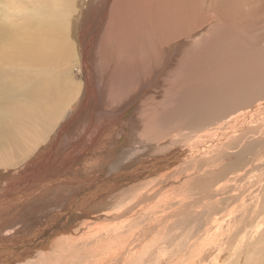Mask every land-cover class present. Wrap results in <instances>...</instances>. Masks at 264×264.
<instances>
[{"label":"bare ground","instance_id":"6f19581e","mask_svg":"<svg viewBox=\"0 0 264 264\" xmlns=\"http://www.w3.org/2000/svg\"><path fill=\"white\" fill-rule=\"evenodd\" d=\"M228 1L225 0L224 3ZM193 2L194 0H0L1 233V230L8 228L13 231L10 227L14 223L7 224L6 222L9 220L18 221L19 214H21L19 209L23 210L20 206L24 202H30L31 205L35 203L38 206L40 203L38 201L44 199L43 204L45 206L40 209L45 208L48 210L50 205L46 204L47 200L65 191L61 188H59L61 190L57 191L56 188L53 189L51 186L55 179L52 176L53 172L55 173L57 170L55 165L59 166L58 169L64 168V166H73L72 168L78 166L73 175L78 176V174H82L83 176L84 171L87 169L99 168L102 172L110 171L111 168L113 170L118 161L125 160L131 163L133 159L135 161L136 156L140 158H136V161L142 160L144 162L139 164L134 162V168L137 165L139 166V169L137 168L138 170L135 172H122L114 179L108 178V180H104L105 182H102V184L98 182L97 185L93 184L92 187L86 186L90 190L84 195L85 197L82 196V199L79 197L77 201L75 200V206L85 205L88 200L97 199L108 187L110 189L113 186L118 187L123 184L127 186L133 180H147L152 175L155 177H151L153 179L150 182L156 180L155 183L160 185L163 182L159 181H164L163 175L166 176L164 171H172L179 163H184L185 167L181 168V170L179 168L178 170L175 169L177 171H173L172 177H176L177 175L183 176V174L191 176L194 172L201 173L202 170L205 173L207 168L215 163L214 160L218 161L222 158H230L234 150H230V145L234 143L237 145L235 149H239V151L236 157L229 160L223 167L229 170V172H233V170L239 168L241 165L239 157L243 151L253 154L250 163H252L253 159L256 160L251 166L249 165L250 169L256 165L260 156L264 154V130L262 131L263 136L259 133L261 137H253L252 135L254 132L256 133L257 129L251 126L250 128L252 129L246 128V125L253 119L254 122H260V128H264V100L258 101V96L264 98V90H260V87L255 89L251 85L252 83L264 81V0H258L257 6H248L250 8L246 9L247 12H245L246 5H243L244 8H240L242 4L239 8L235 9V13L231 12V8L229 11H221L225 20H215L216 17L212 16L214 23L215 21H225V24L222 23L220 25L216 23L208 36L198 46H195L197 39L196 41L194 40L196 32H193L191 26L189 28L186 26V21L182 20V17H186L187 19V16L190 14V12H185L186 6ZM237 2L239 4V1ZM152 3L166 6L168 9L170 6L177 13L164 14L162 10L152 12L149 7V4ZM238 4L235 5L239 6ZM212 7H216L213 0L207 4L206 9ZM209 13L211 17V11ZM133 14L139 16H134ZM245 15L248 16L247 22L244 21ZM212 20L210 21L208 18L205 20V30L213 22ZM244 22L252 34H255V42L253 41V43H256L254 44L255 48V45L258 46L256 52L259 53L258 50H262L263 52L261 55H258V63L255 61L256 58L252 57L253 55L251 56L253 58L252 61L256 65L250 60L243 58L246 55L248 56V54L244 55L247 50L252 52L253 49H248L252 46V39L248 37V34L246 38L245 31V33L239 31V29H244L242 26ZM224 28L228 30H226L227 33H224ZM248 29L245 27V30ZM202 30L200 29L201 32ZM239 32H241L240 35H238ZM145 35L153 42L149 51L145 49L147 43L144 40ZM244 38L246 40L249 39L251 43L249 42L250 44L246 45L247 41ZM184 39L189 40L187 43H184ZM216 40L218 41L217 43L215 42ZM179 42L182 43L179 46L184 48H179ZM230 42L234 50L235 48L237 49L236 53L239 52L238 54H233L236 58L232 56L233 62L227 68L231 74L226 75L221 80L224 86L219 85L211 88L210 83L206 81L209 88L206 84L204 86L205 88L207 87L208 92L211 91L209 97L207 95L202 97L201 94L203 92L198 93L199 90L195 88L197 89V93H195L196 102L200 103L201 110L193 111V113L188 115L180 111L179 94H175L174 92L179 78L185 72L188 73L190 69L197 70V75H204V68L207 73L212 68H216L218 59L216 60L214 57L216 65L212 64L213 59L211 58L213 57L210 54H213L219 47L229 45ZM210 45L212 48H215L213 51L210 49L211 52L206 54L209 51ZM196 47H199V49ZM174 49L176 50L172 59L170 58L171 63H169L170 77L168 84H171L167 86L165 85L167 83L165 81L158 92L148 95L150 85L158 81L162 69L166 67L164 65V55L166 58L169 57ZM183 49L185 50L181 51ZM228 49L231 50L230 48ZM140 50H146L148 53L146 54L147 59L144 64H139L136 68L132 66L126 67V65L119 67L121 58L129 60L131 56L138 54ZM222 51L224 53V50ZM218 52L220 51L218 50ZM221 58L223 59V57ZM201 61H203L202 65L204 66L199 65ZM196 63H198V66ZM228 63L229 57L224 61L225 65ZM81 65L82 70H85V81L83 84H77L73 81L72 72L79 66L81 68ZM149 69L150 71L153 70V73L149 71L152 73H149L152 76L148 79L145 71ZM218 72L216 73L215 70L217 75ZM207 73L205 74L207 75ZM186 76L188 77V74ZM211 79H213V76ZM191 81L193 80H190L189 83L192 84ZM178 86L180 88L181 85ZM178 88L176 89L178 90ZM107 90L111 91L109 92L110 96H106L108 99H106V103L103 101V104L107 105L109 101L110 105H113L109 107L110 105L108 104L106 109H104V105L102 104L98 109V104L96 103L98 99L96 100V98L99 96L100 100L101 98L104 99L103 94L104 92L107 94ZM192 90L194 91V89L189 90L188 88L187 91L191 93L193 92ZM242 90L244 92L241 96L240 91ZM257 91L256 98L249 99ZM126 93L129 94V97L132 96L134 101L131 98V103L127 102L123 105L126 100L122 95ZM187 94L189 96V93ZM197 94H200V96H197ZM144 96H146L145 99L141 101ZM245 96H248V100L246 101L243 100ZM152 99L154 101L151 104L150 100ZM138 101H141L140 107L134 110ZM241 102L243 103L240 108ZM257 102L258 108L252 112L247 111L252 105H256ZM121 103H123L121 106L125 107L121 108L123 109L121 112H118V109H120L119 104ZM185 104L184 107L195 105L185 106ZM172 105L176 106L172 107ZM245 105L247 106L245 107ZM89 108H91V111L88 110ZM165 108L167 110H163ZM112 109L117 110V113L115 114L114 110L113 114L115 116L110 117L107 112ZM153 110L156 113V119L154 118L152 122L149 113L151 114ZM184 110L186 109L184 108ZM135 111L137 115L134 113ZM211 113H215L214 115L218 114L220 117L215 122L203 126L207 123L205 119ZM157 118L161 122L160 126L156 123ZM96 122L100 123L102 129L104 127V131L107 133L105 137H103L104 135H100V131H96ZM254 122L252 121V123ZM199 126L203 127L198 129L197 127ZM189 129L192 130L189 131ZM238 129L241 130V133L238 135L235 133L236 135L229 139L227 135L231 131L236 132ZM114 132H117V141H115V147L113 148L112 146V149L108 150L111 145L108 147L109 143H106V139L114 138ZM169 136H177L178 142H171ZM157 138L166 140L163 146H161L160 142H157ZM257 138H259L261 143H258ZM45 139L47 142L44 148L40 145ZM96 140H98V144H96ZM84 142H88V144L95 142L96 149L92 153L89 152V150H92L91 147L80 150L79 148ZM106 144L107 150L103 149ZM244 145L246 146L241 148ZM219 146H222L221 150L219 149L215 153H211V150L216 147L219 148ZM74 148H78V152L72 156V152L70 151ZM38 150H40L39 153L37 152ZM258 150L262 151L258 154ZM223 151H226V153L222 154ZM63 152H69V155L72 157L70 159L69 157L68 159L66 158L67 160L64 158V161L61 163H55L56 159ZM205 154L213 157L216 155V158L213 161L211 160L213 158H209L211 162H209L210 160H207L208 162L204 161L206 160ZM81 158L83 159L82 161H80ZM68 167L66 171L70 172L72 169ZM119 167L121 168L120 165ZM116 170L115 172L118 171ZM80 178L77 179L80 180ZM236 178L235 180L237 181ZM80 181L82 183L84 180ZM80 181L79 184H81ZM74 182L77 181L74 180ZM185 183L182 182V184ZM196 184V182L192 183L193 186ZM205 184L204 179H201L198 184L201 186L194 187V191L193 187L191 189V185H189L190 187H188L193 191L189 196L194 195L195 197V194ZM38 187H40L39 191ZM188 187L187 189L183 186L173 188L172 192L176 195L174 196L172 193L168 195L169 197L174 196L173 199L177 198V195L186 198V192L189 190ZM207 187L209 185H206ZM37 192H40L42 197L38 199L39 196L36 195L38 196L37 200L32 201V198L36 197L35 194H38ZM149 200L151 199L148 198ZM193 200L195 201L196 198ZM208 202L205 201L202 204ZM32 207L28 211L26 210L27 214H33ZM207 208L209 209L210 207L207 206ZM64 209L60 210L66 212L67 208ZM46 210H43V212ZM58 214L57 220L55 219L54 223L48 224L49 227L43 230L42 233L39 231L40 235L37 237L34 235L39 232L28 238L26 237L27 239L24 241L14 240L8 243L12 239L8 240L9 237L3 236L7 240L5 241L3 237L1 238V234L0 255L3 254L1 256L4 258L0 257V264H5L4 260H19L21 258L18 257L21 255L25 256L27 254L28 256L30 250L40 248L44 242H49L53 238L52 228H55L62 216V213L60 217ZM21 217L25 216L22 214ZM46 218L47 220L49 219L48 216ZM28 220L30 221L24 224V228L30 233L34 230L35 225L32 224L30 217ZM43 225L45 226V223ZM21 228L20 226L19 230ZM9 230H7V234H9ZM15 232L13 231L12 233L14 234ZM19 232H16L18 236L20 235L18 234ZM13 234L11 235L15 237L16 235ZM23 236L25 237V235ZM18 239L20 238L18 237Z\"/></svg>","mask_w":264,"mask_h":264},{"label":"rangeland","instance_id":"374dc122","mask_svg":"<svg viewBox=\"0 0 264 264\" xmlns=\"http://www.w3.org/2000/svg\"><path fill=\"white\" fill-rule=\"evenodd\" d=\"M195 1L196 3L194 4ZM210 1L211 0H194L193 3H190L187 5L188 7L186 6L185 12L187 13L190 12V14L188 15L189 17L187 16L188 20L186 19V17H182V20L186 21L187 23V24L185 23L186 26H188L189 28L191 26V30H193V32H196V37L194 38V40L196 41L197 39V44H195V46H198L200 45V43H202V41L208 36L211 30L215 27L216 23L220 25H222V23L225 24V21L223 22L215 21L214 23V21L212 20L214 18H212V16L216 17L215 20H219V21L225 20V17H223V14L221 11H229L231 8L232 10L231 12L235 13V9L239 8L240 5L242 4L240 8H244L243 5H246L245 12H247L246 9L248 10V8L252 6H257L259 3L258 0H250V1L249 0H241V1L240 0H232V1L229 0L231 2L228 1L229 4L227 5L228 2L224 3L225 0H213L214 6L216 7L206 9L207 4H209ZM237 1H239V4ZM235 4L236 5L238 4L239 6H236ZM149 5H150L149 7L151 8L152 12L162 10L164 14L177 13L170 6L168 9L166 6H160L155 3L149 4ZM210 11L212 13L211 17L209 16ZM245 12L244 14H246ZM218 15L220 16V18ZM134 16H139V15H134ZM246 16L247 15H245L244 21L247 22L248 16L247 17ZM207 18L210 21L212 20L213 22H211L209 26H207L208 28H206L205 30L204 25H206L205 20ZM189 19H190V23H189ZM193 20H195L194 21L195 23L193 22ZM243 24L242 26L244 27V29L243 28L239 29V31H241L242 33L245 31L246 33L245 32L244 33H245L246 38L248 34V37L252 39V43L250 42L249 39L246 40L244 38L247 41L246 42L247 44L246 43L245 44L248 45V43L250 42L252 46L249 45L250 47L249 46L247 47H249L248 49L253 48L252 52L250 50L249 51L247 50L248 52L246 51L244 55L248 54V56L246 55L243 58L245 60H250L256 65V63L252 61L253 59L252 57L256 58L255 61L258 63V55H261L263 52L262 50L261 51L258 50L259 53L256 52V49L258 46L255 45L256 46L255 48L254 44L256 43H253V41L255 42V34L254 33L252 34V32L248 29V26H246L245 22ZM196 26L197 28H195L196 29L195 30L194 27ZM245 27L248 30H245ZM199 28L201 30L203 29L202 32L200 31ZM224 30H225L224 33H227L228 30L225 28ZM241 32H239L238 35H240ZM144 40L147 41L145 49L148 51L151 50V47H152L151 45L153 42L150 41L149 37L146 35L144 36ZM188 40L189 39L187 40L184 39L183 42L187 43ZM215 42L217 43L218 41L216 40ZM181 44L182 43L179 42L178 46ZM230 44L231 42L229 43V45H226L225 47L217 48L213 54H210V56L213 57L211 58L213 59L212 64L214 65L217 64V66L219 65L218 68L216 66L218 70L214 67L212 68L211 71L207 73L204 68L205 73H207L208 75L207 76L204 72H203L204 75L202 73H201L202 75H197V70L190 69L188 70V73L185 72L179 78L177 84L181 85L180 88L181 89L183 88V89L181 90L180 88H178L179 86L176 85L177 87L176 86L175 87L178 88V90L175 88L174 92L175 94H179L178 98L180 99V102H179L180 111H183L185 114L187 113L188 115L190 113H193V111L201 110V105L198 101L196 102V98H195V93H197V89L199 90L198 93L203 92L202 94L200 93L202 97L205 95L209 97L211 95L210 94L211 91L208 92V90L206 89L209 85L211 88L217 87L219 85L224 86L221 83V80L224 77H226V75L231 74V72H229L227 68L233 62L232 56L236 58V56L233 54H238L239 52L238 51L236 53L237 49L235 48L234 50V47L232 46V44L231 45ZM211 45H210L209 51L206 52V54L214 50L215 47L212 48ZM227 47L233 50L231 51ZM179 48H184V47L179 46ZM197 49H199V47ZM141 50L138 52V54L131 56L130 57L131 59L129 60L126 58H123V59L121 58L119 67L122 65H126V67L132 66L136 68L139 66V64L140 65L144 64L147 59L146 54L148 53L146 52V50H143V51ZM175 50L176 49H174L173 53L167 58L164 55V58H165L164 65L166 67L162 69L161 74L158 78V81L150 85L148 95L153 94V93L155 94L156 92H158L159 89L162 87L163 82L165 83V81L167 82L165 85L169 86L171 84V83L168 84V79L170 77L169 63H171V59H172V56ZM184 50L185 49L181 51H184ZM218 50L220 52H218ZM222 50H224V53L226 55L223 53ZM229 53L230 54L232 53L231 56ZM219 55H222V56L219 57ZM122 57H124V55H122ZM214 57L216 60L218 59V63L216 62V64H215ZM221 57H223V59ZM228 57H229V63L225 65L224 61L227 60ZM221 59L223 62L221 61ZM202 62L203 61L199 63L200 66H204L202 65ZM197 64L198 63H196V65ZM220 64H221V67L223 66L222 68L220 67ZM83 70H82V65H81V68L79 66L76 70L72 72V77H74L73 81L76 82L77 84L79 83L83 84L85 81V75H84L85 70L84 72ZM215 70H216V73L220 70L219 72L221 73V75L219 72L217 75L215 73ZM149 71L150 69L145 71L147 73L148 79L149 77L151 78L152 75L150 74L153 73L152 72L153 70L150 71L152 73H150ZM187 74H188V77L186 76ZM212 76H213V79L210 80ZM214 76L216 77V79H214L215 78ZM190 80H193L191 81L192 84L189 83ZM180 81H183V82H180ZM206 81L209 82L210 84L209 85L206 84L207 83ZM204 84L208 86L205 88ZM187 85H189L190 87L189 86L187 87ZM251 85L254 86L255 89L260 87L259 88L260 90H264V81H262L261 83H258V82L252 83ZM188 88L189 90L194 89L195 92L192 90L193 92L190 93L189 91H187ZM109 92L111 91L107 90V94H105L104 92L103 94L104 99L101 98L100 100V97L97 96L96 100L97 99L98 100L96 103L98 104V109L103 104V101L106 103V99H108L106 96L107 95L110 96ZM135 92H137V90H135ZM240 92L242 96L244 90ZM187 93H189V96ZM200 94H197V96L198 95L200 96ZM257 94H258V91L252 94L249 99H255ZM122 96L124 97L126 101L124 102V104L123 103L119 104L120 109H118V112H121L123 110L121 108L125 107V106L124 107L121 106L122 104L125 105V103L127 102L131 103L132 100L134 101L133 97L132 96L129 97L128 93ZM145 97L146 96H144V98L141 101H143ZM243 100L245 101L248 100V96H245ZM260 100H264V98L258 96V101ZM141 101L137 102L138 105L136 104V107L134 108V110L137 109V107H140L139 104L141 103ZM153 101H154L153 99L150 100L151 104ZM242 103L243 102H241L240 104V108L242 106ZM108 104L110 105L109 101L107 105ZM184 104L185 106L186 105L188 106L191 104H195V105H192L191 107H184ZM103 105H104V109H106L107 105L106 104H103ZM111 105L109 107H111ZM175 106L176 105H172V107H175ZM246 106L247 105H245V107ZM167 108L163 110H167ZM184 108L186 110H184ZM256 108H258V102L256 105H252L247 111L252 112ZM90 109L91 108H89L88 110ZM114 110L113 109L108 110L107 113H109L110 117L115 116L113 114ZM116 111L117 110H115V114L117 113ZM153 112L154 110L151 112V114L149 113V116H150V119H152V122L154 118L156 119V113L155 112L153 113ZM134 113L136 114L137 112L135 111ZM214 114L215 113H211L210 115L207 116V118L205 119L207 123L204 124L203 126H206V125L211 124L212 122H215V120H217L220 117L218 114L216 115ZM252 121L254 122L253 119H251L248 122V124L246 125V128L247 127L250 128L251 126L252 128L257 129L256 133L255 132L253 133L252 135L253 137L260 136L261 134H262L261 136H263L264 128L259 127L261 125L260 122L255 121L254 123H252ZM156 123L159 126L161 125V122L159 121L158 118L156 120ZM203 126H199L197 128L200 129ZM95 128L97 132L98 131L101 132L100 133L101 136L104 135L103 137H105L107 135V133L104 131L105 130L104 127L102 129L99 122L95 123ZM115 130H118V129H115ZM191 130L192 129H189V131ZM114 133H115L114 138L106 139V143H109L108 147L110 145L111 147L108 148L106 144L103 149L107 150L108 148V150H110L112 149V146L113 148L115 147V141H117V135H116L117 132H114ZM235 133L238 135L239 133H241V130L238 129L236 132L231 131L227 135L228 138L229 139L232 138L234 135H236ZM169 138L171 139V142L176 141L177 143L179 140L177 136H172V137L169 136ZM259 138H257L258 143H261ZM158 139L159 138H157V142H160L161 146H163L166 140H162V139L158 140ZM46 142L47 140L45 139L44 141H42V144L40 146L45 148ZM98 143H99L98 140H96V144ZM82 144L83 145L79 148L80 150L82 148L88 149L91 147L92 150H89V152L92 153L96 149L95 142L92 144L91 143L88 144V142L86 143L84 142ZM234 144L230 145V150H233V149L234 150L232 151V154L230 158L228 159L222 158L217 161V160H214V158H216V155L213 157V156H209L208 154H205L204 156H206V160L204 161H207V160L209 161L211 158H213L211 160L212 161L214 160L215 163H213V165L211 164L210 165L211 167L209 166V168H207V171L205 170L206 171L205 173L202 170L201 173L203 172L202 173L203 175L201 173L194 172L193 173L194 176L193 175L186 176L188 174H183V176L177 175L176 177L175 176L172 177V175L174 174L175 171L178 170V168L181 170V168L185 167L184 163H182L183 165L179 163V165L176 168H173L172 171L171 170L170 172L169 170L168 172L164 171V174L166 175V176L163 175L164 181H159L161 183L163 182L162 183L163 185L156 184L155 183L156 180H153L152 182H150V180L153 179L151 177H155L152 175L151 177H149V179L147 178V180L146 179L133 180L129 182L128 184L130 185L127 184V186L126 184H123L118 187L113 186L114 188L111 187L110 189H108L109 188L108 187L107 189L109 190V192L106 189L100 194L101 196L99 195L97 197V199H93L91 201L88 200L85 205L84 204L76 205L77 207L75 206V200L77 201L79 197L81 198L82 196L86 195V193L90 190L89 187H92L93 184L97 185L98 182L102 184V182H105L104 180H108V178L114 179L117 175L121 174L122 172H130V173L135 172L139 169L138 168L139 166L137 165V167L135 166L134 168L133 166L134 162L139 164L142 162V160L136 161V158L140 159L137 156L135 157V161L133 159L131 163L129 161L120 160L118 161L119 163L117 162L113 170L111 168L110 171L107 170V171L102 172L99 168H97L98 170L94 168L87 169L84 171L83 176L82 174L81 175L78 174V176L81 177L80 180H84L82 181V183L80 180H78L79 177L77 175L76 176L73 175L74 174L73 172L75 171V169L78 168V166H75L74 168H72L73 166H69V167L64 166V168L58 169L59 166L57 167L55 165V168H57V170L55 173L53 172L52 176L55 179L53 183L51 184V186L53 189L56 188L57 191L61 189H64L65 191L62 192L63 194L60 193L58 195L53 196L52 198H49L50 199V200L48 199L49 201L47 200V202L49 203L46 202V204L50 205L51 209L50 208L48 210H46L45 208L40 209L45 206V204H43L45 201L44 199L38 201L40 202L38 206H36L35 203L31 205L30 202L29 203L24 202L21 205L22 207L20 206V208H22L23 210L19 209V212L21 214H19V217L17 219L18 221L16 222L14 220H9L6 222L7 224L14 223L12 225L13 228L11 226L10 229H13V231H16V232L20 231L18 233L20 235L18 236L16 232L13 234L12 233L13 231L9 230V228L6 230L4 229L1 230L2 233L0 232V235L2 234L1 238L3 236L4 237L6 236V238L9 237L8 240L12 239L8 243L13 242L14 240L24 241L28 237L34 235L35 233L39 231H41L42 233L43 230H46L49 227L50 223H52L56 218H58L57 214L59 213L58 215L60 217L61 216L60 214L62 213L59 223L55 226V228H52L53 238L49 242L47 241L48 243L44 242L41 247L39 246L40 248H33L32 250H30L28 253V256L27 254H25V256L21 255L18 257L21 259L16 260V261H12L13 259L9 261L4 260L5 264H213V263L214 264H264V210H263L264 209L263 208L264 207V154L260 156V159H258V162L256 163V165L250 169L251 164L253 162L255 163L256 160L253 159L252 163H250V161L253 158V154L251 152L243 151L239 157L241 159V165L239 166V168L233 170V172L230 171L231 172L230 173L229 170H227L223 166L226 165L229 160H232L236 157L239 149H235L237 145L236 143ZM245 146L246 145L242 146L241 148H244ZM92 147L93 148L95 147V148L93 149ZM220 148H222V146H219V148L218 147L214 148L213 150H211V153L212 152L215 153ZM261 151L258 150V154ZM37 152L39 153L40 150H38ZM70 152H72L71 155L74 156L75 153L78 152V148H74ZM224 152L226 153V151H223L222 154H225ZM63 153H61L62 156L60 155L56 159L57 161L55 160L56 161L55 163H61L62 161H64V158L68 159L69 157L70 159L72 157L69 155V152H66V153L63 152ZM82 160L83 159L81 158L80 161ZM211 160L209 162H211ZM119 165L121 166V168L120 167L118 168ZM67 167L71 168L72 170L70 172L66 171ZM115 170L117 172H115ZM239 175H242L243 177L242 176L238 177ZM74 177L76 178L74 179ZM184 177L186 178V180H184L185 179ZM199 177L201 179H204L206 184L203 185V187H201V189L195 194V197L194 195L189 196L193 193L196 186H201V185H198L201 181ZM235 178L237 179V181L235 180ZM74 180L77 182H74ZM79 181L81 184H79ZM182 182L184 183L186 182V183L182 184ZM193 182H196L197 184L193 186L192 185ZM189 185H191V189L193 187V191L189 188L190 187ZM206 185H209V187L206 188ZM86 186H89V187H86ZM182 186L186 187V189L189 186L188 187L189 190L186 192V196H185L186 198L177 195V198L173 199V197L176 195L172 192L173 188H178ZM38 188L37 189L39 191L40 187ZM240 189H241V192H240ZM37 193L38 194H35V196L38 195L39 198L38 196H36L35 198H32V201L34 200L36 201L37 198L40 199L42 197L40 192H37ZM169 193L174 194V196L169 197L168 195ZM204 195H206L205 198H204ZM148 198H150L151 200L148 201ZM194 198H196L195 201L193 200ZM63 201L65 202L66 206H64L65 204H63L64 203ZM205 201H209V202L206 204H202ZM30 205L33 206L32 207L33 214H27V211L31 209ZM92 205H94L95 207ZM27 206H29L30 208L29 207L26 208ZM207 206L210 208L208 209ZM64 208H67L66 212L62 211V210H65ZM43 210H46V211L43 212ZM22 214L25 217H21ZM48 214L52 216H49ZM41 215H42V218H41ZM47 216L50 220L49 219L47 220L46 218ZM29 217L31 218L32 224L35 225L34 230L31 231L30 233L26 231L24 228V224L30 221L28 220ZM44 223H45V226L43 225ZM20 226L22 228L19 230ZM17 227L19 228L17 230H14ZM7 230H9V234H7ZM21 230L24 232H22ZM3 234H7V235H3ZM11 234L16 235V236L13 237ZM23 235H25V237ZM39 235H40V232L35 234L34 236L37 237ZM18 237L20 239H18ZM5 241L7 240L5 239ZM1 255L0 257L4 258Z\"/></svg>","mask_w":264,"mask_h":264}]
</instances>
